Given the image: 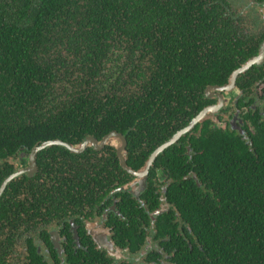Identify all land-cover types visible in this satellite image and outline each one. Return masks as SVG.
Returning <instances> with one entry per match:
<instances>
[{
  "label": "trees",
  "instance_id": "trees-1",
  "mask_svg": "<svg viewBox=\"0 0 264 264\" xmlns=\"http://www.w3.org/2000/svg\"><path fill=\"white\" fill-rule=\"evenodd\" d=\"M198 6L191 0H0V155L132 128L134 151L144 130L149 139H166L187 125L173 105L182 107L187 97L180 84L168 88L179 78L200 88L189 43L175 38ZM219 73L211 81L222 80ZM249 138L192 137L203 185H195V201L182 193L194 181L182 180L187 169L180 159L168 164L181 181L169 192L180 219L166 215L162 226L170 241L186 236L193 243V250L176 254V264H264V129Z\"/></svg>",
  "mask_w": 264,
  "mask_h": 264
},
{
  "label": "flooded vegetation",
  "instance_id": "flooded-vegetation-1",
  "mask_svg": "<svg viewBox=\"0 0 264 264\" xmlns=\"http://www.w3.org/2000/svg\"><path fill=\"white\" fill-rule=\"evenodd\" d=\"M191 1L199 6L175 38L189 43L187 55L201 69L200 88L188 87L189 81L182 78L168 88L180 84L187 97L182 107L173 103L175 117L181 123L188 121L187 125L166 139L161 134L149 139L144 130L142 144L132 143L134 151H130L132 128L113 130L101 138L88 136L77 144L48 140L0 155V173L7 174L0 181V264H176L178 252L193 250L186 236L184 241H170L162 226L166 215L170 221L180 219L169 192L181 181L168 164L180 159L181 168L187 169L182 180L194 181L187 190L181 188L182 193L195 201V185H203L194 170L192 137L209 138L220 132L244 140L264 129V0ZM198 11L204 16L197 17ZM175 54L184 55L176 48ZM217 71L222 80L213 82ZM163 73L157 75L160 83ZM160 90L158 98L164 100ZM158 109L166 112L164 106ZM189 114L191 118L186 117ZM181 132L155 156L143 184L138 175L156 151ZM89 139L95 143L76 151ZM58 140L75 150L45 146L32 162L35 148ZM169 150V155H163ZM70 186L71 194L67 193ZM86 193L90 197L85 201Z\"/></svg>",
  "mask_w": 264,
  "mask_h": 264
},
{
  "label": "water",
  "instance_id": "water-1",
  "mask_svg": "<svg viewBox=\"0 0 264 264\" xmlns=\"http://www.w3.org/2000/svg\"><path fill=\"white\" fill-rule=\"evenodd\" d=\"M255 62V60H252V61H250V63H248L244 68H243V70H246L247 68H249L253 63ZM204 116V114H202L200 117H198L194 122H193V124L191 125V127L194 125V124H196L200 119H201V117H203ZM183 134V132H181V133H179L178 135H176L171 141H169L168 143H166L165 145H163L161 148H159L157 151H156V153L154 154V156L152 157V159H151V161L147 164V166H146V168L144 169V170H142V173H140V175H138V176H142V178H143V184L144 183H146V179H147V175H148V169H149V167L151 166V164H152V162H153V160H154V158H155V156H157L158 154H160L165 148H167L168 146H170L173 142H175L181 135ZM93 142V144L95 143V141L93 140V139H89V140H87V142L85 143V144H83L82 146H80L78 149H76V151H81V150H83L84 148H86V146L89 144V143H92ZM50 145H62V146H65V147H67L68 149H71V150H75V148H73L71 145H69V144H67V143H65V142H62V141H52V142H49V143H46V144H44L42 147H38V148H35L34 150H33V154H32V157H31V159H32V162L34 163V159H35V154L39 151V150H41L43 147H45V146H50ZM123 163H124V166H125V168H127L126 167V164H125V161L123 160ZM35 169V168H34ZM33 169H30V170H28V172H30V171H32ZM16 176V175H15ZM14 177V176H13Z\"/></svg>",
  "mask_w": 264,
  "mask_h": 264
}]
</instances>
